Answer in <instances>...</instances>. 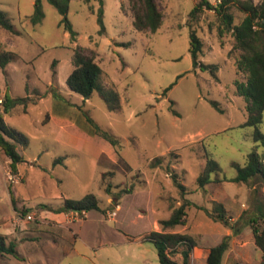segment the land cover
Masks as SVG:
<instances>
[{"label":"rangeland","instance_id":"1","mask_svg":"<svg viewBox=\"0 0 264 264\" xmlns=\"http://www.w3.org/2000/svg\"><path fill=\"white\" fill-rule=\"evenodd\" d=\"M207 1L216 5L217 0ZM35 2L0 0V12L14 31L0 25V53L14 57L5 70L0 68V110L5 97L29 99L25 110L16 106L2 113L27 145L17 148L24 162L16 174L0 150V234L15 243L19 257L1 258L0 264H159L156 250L143 238L150 230L159 232L158 222L181 204L179 185L196 206L212 211L222 205L229 223L240 228L239 217L264 203V186L231 182L236 176L232 164L244 166L254 149L263 156L264 147L253 142V129L243 126L245 101L234 81L245 78L236 75L233 39L228 32L219 36L221 22L214 12L203 11L193 23L202 43L198 62L215 66L211 73L194 68L188 51L189 14L196 0H158L162 25L153 33L135 30L128 0H102L103 34L97 23L99 0H69L67 19L76 41L63 31L62 17L47 0L40 3V22L32 24ZM230 13L234 24L244 17L236 7ZM76 49L94 58L104 85L115 86L120 110L108 111L96 93L85 99L68 89ZM86 117L116 144L95 135ZM258 128L264 135V113ZM157 157L163 167L150 169ZM207 159L220 171L200 190L197 178ZM12 174L17 183L10 182ZM107 184L110 195L104 191ZM87 194L96 197L102 212H89L83 222H65L73 224V235L66 232L62 238L39 206L55 208L63 198L77 201ZM186 213L185 225L167 232L195 240L189 264H205L207 250L226 234L231 242L222 264H259L261 253L249 227L234 234L203 209L190 207ZM172 259L183 264L180 253Z\"/></svg>","mask_w":264,"mask_h":264},{"label":"trees","instance_id":"2","mask_svg":"<svg viewBox=\"0 0 264 264\" xmlns=\"http://www.w3.org/2000/svg\"><path fill=\"white\" fill-rule=\"evenodd\" d=\"M62 17L60 25L64 32L70 34V39L76 41L77 34L73 31L70 22L67 19L69 0H47ZM88 3L89 0H84ZM129 11L132 17V23L135 30L138 32H155L162 25L163 15L159 11L158 0H128ZM41 0H36L35 11L30 21L32 24H37L42 18ZM100 7L97 10V23L100 27L99 34L104 33L103 24V9L102 0H99ZM231 7H236L243 13L244 17L237 24L233 23V16L230 13ZM212 11L220 20L218 34L221 37L224 32L231 34L233 39L232 51L236 52L234 57V69L236 75H243L245 80L234 81V87L238 97L245 101L247 112L244 127L253 129L252 140L264 147V135L260 132L258 126L262 122L264 113V0L254 4L252 0H223L216 5L209 3L207 0H196V3L189 14V19L192 22L188 25L189 33V54L192 59L193 67L200 66L203 70H209L214 73L215 66H205L198 62L202 55V43L196 35L194 29L195 21L198 20V15L203 11ZM0 25L9 33H13V28L5 13L0 12ZM13 54L9 52L0 53V68L5 70L8 63L13 60ZM73 70L66 79V86L71 92L80 95L83 98H90L93 93L104 102L106 108L110 112L120 110V97L115 86H106L102 80V70L95 62L94 58L85 55L80 49L74 50L72 57ZM170 89V88H169ZM169 89L165 90L164 95ZM27 98H4L2 110H0V150L3 155L10 161V170L13 174L17 173V165L24 162V159L19 154L18 146L26 147L27 142L25 137L8 127L2 117V113H8L16 106L26 108ZM211 105L219 112L216 102H211ZM175 113V112H174ZM94 127V134L107 140L112 146L116 144L115 140L96 127L93 122L87 118ZM263 156H260L256 149L250 152L246 157L244 166L233 163L232 167L236 170L235 178L231 182L236 184L252 186L254 182H260L264 186V166L262 163ZM60 161V160H59ZM163 158L157 157L149 162L150 169L163 167ZM220 171L218 164L207 159L206 166L203 172L197 178V186L200 190H204L205 186L211 183L210 175ZM111 176L112 173H107ZM106 175H102L105 177ZM182 192V202L178 207H172L170 217L166 220H160L158 226L161 229L159 232L151 231L143 238V242L151 243L156 250L159 264H177L172 258L178 253L182 256L183 264H189V256L196 247L195 240L188 234L167 232L178 226H184L186 223V210L190 207H196L205 210L206 215L214 222L221 223L224 227L230 229L234 234H237L241 228L249 227L253 243L261 253L259 264H264V203L257 205L253 212L243 213L237 223H240V228L229 223L225 215L224 208L220 204H216L212 211H208L203 207L196 206L184 196L187 194L184 187L179 185ZM132 188L125 190L123 194L132 192ZM106 194H111V185H104ZM11 203L14 205V199L11 198ZM41 210H51L55 213H65L68 211H98L102 212L98 200L93 194L85 195L81 200L62 199L59 208L54 209L49 205H40ZM245 215L247 217H245ZM235 223V224H237ZM231 236L225 235L221 241L208 249L205 264H222L225 254L229 251ZM13 257L19 259L16 245L14 242H8L4 235L0 234V259ZM243 264V263H235Z\"/></svg>","mask_w":264,"mask_h":264},{"label":"crops","instance_id":"3","mask_svg":"<svg viewBox=\"0 0 264 264\" xmlns=\"http://www.w3.org/2000/svg\"><path fill=\"white\" fill-rule=\"evenodd\" d=\"M58 109V111H60L61 113L63 112V109L62 108H57ZM59 206L60 205H58L57 207H55L54 209H57V208H59ZM120 208V209H119ZM118 210H122L121 209V207L120 206H118ZM45 213V215L48 217V218H50L51 220H53L52 222H51V225H52V227H54L56 230H57V232H59L60 234H61V236H62V238H64L65 236V233L66 232H69L71 235H73V232H72V230L69 228V226H71V225H73V224H71V225H65V218H64V213L62 212V213H55V212H53V211H51V210H47L46 212H44ZM152 229H153V226L154 225H156L155 223H154V220H152ZM54 229V230H55ZM150 231H153V230H150ZM150 231H147L146 233H148V232H150ZM145 233V234H146ZM226 235H230V234H226ZM140 237V236H139ZM128 241L129 242H134V240H130V239H128ZM136 242H138L137 240H136ZM207 253H208V250H207ZM206 257H207V254H206ZM206 257H205V260H206ZM260 259H261V255H260V258H259V260H258V263L260 262Z\"/></svg>","mask_w":264,"mask_h":264},{"label":"built area","instance_id":"4","mask_svg":"<svg viewBox=\"0 0 264 264\" xmlns=\"http://www.w3.org/2000/svg\"><path fill=\"white\" fill-rule=\"evenodd\" d=\"M221 1L223 0H217L216 4L221 3ZM0 104H2V100L0 99ZM9 180L10 182L13 183H17V177L16 175H9ZM116 213L112 212L109 214V219H113L115 217ZM88 216V212L86 211H68L64 213V218H65V222L67 223H73V222H83L84 220H86ZM31 217L28 216V219H30Z\"/></svg>","mask_w":264,"mask_h":264},{"label":"water","instance_id":"5","mask_svg":"<svg viewBox=\"0 0 264 264\" xmlns=\"http://www.w3.org/2000/svg\"><path fill=\"white\" fill-rule=\"evenodd\" d=\"M85 99H87V98H85Z\"/></svg>","mask_w":264,"mask_h":264}]
</instances>
